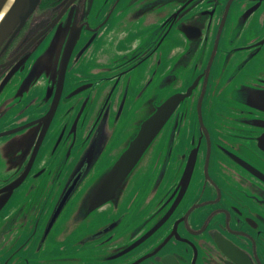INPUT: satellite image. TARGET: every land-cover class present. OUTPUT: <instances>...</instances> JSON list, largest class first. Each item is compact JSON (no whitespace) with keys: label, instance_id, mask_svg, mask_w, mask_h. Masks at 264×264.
I'll return each instance as SVG.
<instances>
[{"label":"flooded vegetation","instance_id":"af4514ba","mask_svg":"<svg viewBox=\"0 0 264 264\" xmlns=\"http://www.w3.org/2000/svg\"><path fill=\"white\" fill-rule=\"evenodd\" d=\"M200 6L212 24L204 55L195 69L188 55L180 58L185 78L161 82L173 41L160 25L184 23ZM240 11L254 16L229 48L230 20ZM193 83L122 186L92 198L145 115ZM76 90L75 114L109 109L86 151H71L51 185L24 201V193L9 198L0 211V264H231L210 236L237 246L242 264H264V0H40L0 41V191L23 174L26 188L33 175L49 179L43 153L63 98ZM49 109L35 156L22 153V136ZM82 154L88 168L52 215Z\"/></svg>","mask_w":264,"mask_h":264},{"label":"water","instance_id":"95a60500","mask_svg":"<svg viewBox=\"0 0 264 264\" xmlns=\"http://www.w3.org/2000/svg\"><path fill=\"white\" fill-rule=\"evenodd\" d=\"M7 2L8 0H0V11L3 9ZM39 2L40 0H14L0 20V41L9 32L20 27L32 13V11L36 8ZM253 13L254 12L241 13L240 11L233 15V18L230 20L228 32V37L231 38V41H228L229 48L231 47L235 39L240 37L242 32V23L244 24L250 19L252 20L254 16ZM209 15L210 13L207 11V9H201L200 6L196 11H194L184 19L186 20L184 23L179 22V20H173L171 22L166 21L160 25L159 30L161 35L163 37H168L171 41H173L169 49L166 51V67L164 75H161V82L163 80H169L171 78H181L182 80L185 78L186 70L182 69L178 65V60L186 55H188L195 61L193 69L196 68L201 57L204 55L205 49L207 48V36L212 31V24L209 23ZM223 21L224 18L222 17L221 23L219 25L220 28L223 24ZM190 23L193 27L188 30L189 35H187L185 29ZM219 34L220 29L217 32L210 58L213 57L214 52L216 51ZM153 38L154 37L150 36L149 40L153 42ZM249 48L250 46L246 47V49ZM236 49L237 48H233L231 51H236ZM160 83L157 85V88L160 87ZM193 87L194 83L184 93L176 92L169 95L165 101L155 107L150 115L148 113L145 115V118L141 121L138 128L135 130L133 137L127 144L124 151L120 154L112 167L105 173L100 182L97 181L95 186L91 187V189L89 190V194H91L92 198H95L100 191H104L106 193L109 191L114 192L119 186H122L129 172L135 167L145 150L149 148V146L158 136L160 130L165 125L170 115L176 110L179 105L183 103L185 98L191 96ZM81 93V90H76L68 96L69 98H63L60 107H64L65 109L62 114V119L58 120L57 123L55 122L54 129L49 134V144L45 148L43 153V156L47 162L46 175L49 176V179L37 180L36 175H33L31 177L32 183L28 188H26L23 185L24 174L21 177H18V182L15 186L10 187L8 185L6 188L0 191V211L4 208L5 205L8 204L7 202L9 198L14 193L16 194L17 198L24 193L21 199L22 201H24L23 198L28 196L31 191H40L43 190L40 186L51 185L52 182L56 179V175H60V173L58 172V167L61 166L65 158H69L72 153L71 151H86V143L92 129L101 122L104 114L106 113V111H108L109 106L103 109L98 108V106L95 105L96 110L102 111L98 115H95V109L92 110L90 107H88L81 116L80 114L82 111V107L75 114L76 107L81 101ZM150 100L152 101L153 99ZM91 102L92 101H90L89 103ZM53 113L50 115L49 109V111L36 122L37 124L35 128L30 129L22 136V153L25 154V152L27 153L31 150L32 157L35 156L40 142L44 136L45 129L52 119ZM175 118H177V114ZM40 128L41 130L38 134V130ZM35 140L37 141V146L32 149L31 141ZM89 150H95L94 141H92L87 151ZM89 163L90 155L86 154L70 172L69 180L66 181L64 187L62 188L56 199L53 210L51 212L52 215H57L58 213H60L64 205L72 196L73 192L79 186L82 176L87 170L86 169L84 171V169L88 168ZM189 166V163H187L183 175L185 174V172H188ZM53 175L54 178H52ZM187 175L188 174H186L185 176ZM20 186H22L21 191L15 192V190ZM260 190L261 196L264 198V189L260 188ZM44 194L45 193L41 194L38 199L43 197ZM109 196L110 195L105 197V199L100 203L108 200ZM9 206H11V204H9ZM96 206L97 205L91 206L89 208V211H92ZM26 207V203L21 204L16 211V216L21 214V211ZM209 239L212 245H216L217 249L221 251L220 254L222 255L223 259L231 264H242L240 261L241 250L237 246L227 240H222L220 238L214 239L212 236H210Z\"/></svg>","mask_w":264,"mask_h":264},{"label":"bare ground","instance_id":"6f19581e","mask_svg":"<svg viewBox=\"0 0 264 264\" xmlns=\"http://www.w3.org/2000/svg\"><path fill=\"white\" fill-rule=\"evenodd\" d=\"M14 0H8V2L6 3V5L3 7V9L0 11V20L2 19L3 15L5 14V12L8 10V8L11 6L12 2Z\"/></svg>","mask_w":264,"mask_h":264},{"label":"rangeland","instance_id":"374dc122","mask_svg":"<svg viewBox=\"0 0 264 264\" xmlns=\"http://www.w3.org/2000/svg\"><path fill=\"white\" fill-rule=\"evenodd\" d=\"M188 103V105H190V103L191 102H187ZM161 133V132H160ZM119 141H121V139H119ZM126 144H127V140L126 141H124V144H122L123 146H121V147H117V150L118 151H120V150H124V148L126 147ZM74 196V195H73ZM72 196V197H73Z\"/></svg>","mask_w":264,"mask_h":264}]
</instances>
